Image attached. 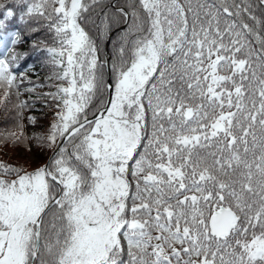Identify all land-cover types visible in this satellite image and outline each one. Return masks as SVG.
I'll return each mask as SVG.
<instances>
[{"label": "snow or ice", "instance_id": "snow-or-ice-1", "mask_svg": "<svg viewBox=\"0 0 264 264\" xmlns=\"http://www.w3.org/2000/svg\"><path fill=\"white\" fill-rule=\"evenodd\" d=\"M0 91V264H264V0H0Z\"/></svg>", "mask_w": 264, "mask_h": 264}, {"label": "trees", "instance_id": "trees-1", "mask_svg": "<svg viewBox=\"0 0 264 264\" xmlns=\"http://www.w3.org/2000/svg\"><path fill=\"white\" fill-rule=\"evenodd\" d=\"M111 0H104L105 3H109ZM125 3V0H118L116 2V5H123ZM112 11H115V9L113 8ZM24 35L26 37H29L25 40V46L23 48V50H21V52L23 53H27L31 58L28 60H33V61H39L41 63L42 68H44L48 74V72L50 71L49 68L44 67V63H45V55L43 53H38L36 50H34L31 45L34 41H38V40H42L45 39V35L43 32L37 33L35 35H32L31 33L25 32ZM112 51V46L111 43L109 42L108 44V50L105 51V45L101 46V54L102 55H106L111 53ZM27 60V61H28ZM39 77H41V74H39ZM39 80H43L42 78H40ZM31 85L28 84V82H24L23 85V89L24 88H30ZM15 98V97H14ZM21 99H31V100H36V102L34 103V105L30 108V109H26L25 112L30 113L33 117L37 118V125L33 128V130H28L30 133L31 132H39L42 131L44 127L47 126L48 121L51 119V111L46 108L43 104H41L35 96L31 95L30 93H27L24 91L23 95L21 96ZM16 103V102H15ZM3 113H5V108L0 107V129L3 128H9V129H13L14 126V121L16 120V116H13L11 114V111H8L5 115H2ZM26 116V114H25ZM12 147L11 143H9L8 148ZM22 147V146H21ZM3 148V145L0 144V149ZM23 148V147H22ZM6 153V152H5ZM0 158L9 160L10 162L13 163H20V161H16V157L10 156V157H6L4 154L0 155Z\"/></svg>", "mask_w": 264, "mask_h": 264}, {"label": "rangeland", "instance_id": "rangeland-1", "mask_svg": "<svg viewBox=\"0 0 264 264\" xmlns=\"http://www.w3.org/2000/svg\"><path fill=\"white\" fill-rule=\"evenodd\" d=\"M3 93L2 91H0V96H2ZM16 100L14 98V96L10 97L8 99V101L6 102V104L4 105L5 108V113H3L2 115H5L8 111H11V114L13 116H15V110L13 105L15 104ZM25 123L27 124V121L25 120ZM33 126H29L28 130H33ZM4 155L6 157H16V161H20V163H26L28 164L30 167H36L39 164L43 163L44 160L46 159L47 153L46 152H42L39 148L33 147L31 152L26 151L24 148L22 147H10L7 149H4Z\"/></svg>", "mask_w": 264, "mask_h": 264}]
</instances>
